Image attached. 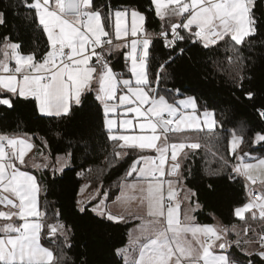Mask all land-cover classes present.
Returning a JSON list of instances; mask_svg holds the SVG:
<instances>
[{
  "label": "snow or ice",
  "instance_id": "obj_1",
  "mask_svg": "<svg viewBox=\"0 0 264 264\" xmlns=\"http://www.w3.org/2000/svg\"><path fill=\"white\" fill-rule=\"evenodd\" d=\"M22 4L46 36L47 46L42 53H25L11 36L0 39V108L14 111L25 101L34 104L41 116L71 119L90 96L94 98L113 160L131 163L115 194L101 182L89 199H77L76 204L81 213L91 204L93 213L111 222L140 220L138 235L130 242L131 253L137 255L129 260V249L117 250L124 254L125 264H244L228 251L233 246L247 264H257L255 257L264 264V159L245 162V157L251 158L242 147L245 137L231 132L226 155L218 147L212 154L222 168L235 174L229 179L246 181L247 200L233 210L245 225L243 235L236 225L197 223L189 213L202 205L198 193L186 184L191 175L188 162L202 147L219 145L216 130L223 124L214 110L201 108L196 97L178 98L180 89L161 88L175 56L169 54L155 72L151 56L156 38L178 56L185 52L181 43L207 50L223 45L228 62L237 67L234 79L242 83L244 49H251L253 38L264 28L255 12L256 0H150L144 12L97 7L95 0H22ZM149 12L160 21L158 34L147 27ZM4 23L5 13L0 11V25ZM116 51L124 56L127 72L112 67L110 58ZM253 97L254 93H246L247 99ZM258 114L264 119V109ZM252 143L264 145V132H257ZM42 146L47 148L46 140ZM34 148L27 133L0 132V264H67L60 241L71 248L72 230L58 210L50 215L49 207L42 206L40 194L46 189L27 169L31 160L33 168L62 171L71 153L49 163L51 157L41 151L43 162L37 163L29 156ZM90 187L91 181L78 195ZM108 201L121 211L114 212ZM53 218L55 222L49 223ZM249 218L262 222L259 229L248 223ZM232 234L235 240L229 239ZM42 239L61 249L60 254Z\"/></svg>",
  "mask_w": 264,
  "mask_h": 264
},
{
  "label": "trees",
  "instance_id": "obj_2",
  "mask_svg": "<svg viewBox=\"0 0 264 264\" xmlns=\"http://www.w3.org/2000/svg\"><path fill=\"white\" fill-rule=\"evenodd\" d=\"M95 3L97 7L137 8L144 12L150 0H95ZM0 11L5 13V23L0 25V39L5 35L11 36L14 42L22 45L25 53H42L45 50L46 36L37 24L31 22V14L23 7L22 0H0ZM255 12L264 21V0H256ZM147 16L149 31L158 34L160 21L151 12ZM180 47L185 48L183 56L170 52L160 39H154L151 50L153 72L167 60L169 54L176 57L175 62L167 68L168 76L161 88H178L180 97H196L201 108L206 106L214 110L216 119L223 124V129L216 130V135L220 137L219 145H208L206 139H201V143L208 147L197 150L196 156L188 162L191 175L186 184L198 193L202 205L195 214L197 222L212 224L218 219L221 225L244 228V223L234 217L233 210L247 200L246 182L242 178L235 181L229 179L231 169L222 168L212 153L218 147L220 154L226 155L230 133L235 131L245 137L242 146L244 152L257 158L264 157V145L252 143L257 132H264V119L258 114L259 109H264V28L253 38L251 49H244L247 59L241 72L244 79L239 84L234 79L237 67L228 62L223 45L214 50L191 43H181ZM110 61L116 72H127L121 52H114ZM247 92L254 93L253 99L246 98ZM0 132L27 133L35 144V152L43 151L51 157L49 163H53L60 154L71 153L70 167L61 172H54L49 167L38 175L40 184L46 189L40 194L42 206L49 207L50 215L52 210H58L62 222L72 230L71 248H64L63 241H60L67 264H125L117 250L127 244L130 228L135 222L108 221L93 213L91 204L87 205L89 211L81 213L76 204L81 187L89 181L95 187L103 182L104 189L115 194L116 184L131 163V160L127 163L113 160L103 114L94 98L90 96L87 104L75 110L71 119L41 116L35 111L34 104L25 101L18 103L14 111L0 108ZM42 140L47 141L46 149L42 146ZM217 170L218 174H214ZM246 217H250V214ZM48 222L53 223L55 219ZM248 223L259 229L262 222L249 218ZM235 238L234 234L229 236L230 240ZM43 242L54 253L60 254L61 249L44 239ZM228 251L234 258L247 264V258L235 246ZM254 259L258 264L259 258Z\"/></svg>",
  "mask_w": 264,
  "mask_h": 264
},
{
  "label": "crops",
  "instance_id": "obj_3",
  "mask_svg": "<svg viewBox=\"0 0 264 264\" xmlns=\"http://www.w3.org/2000/svg\"><path fill=\"white\" fill-rule=\"evenodd\" d=\"M116 52H118V51H116ZM184 97H186V96H184ZM184 97H180V98H184ZM192 135H194V133H193ZM33 153H35V148L32 150L31 153H29V156H30V157H34V158H35V161H36L37 163H41V161L38 160V158L35 157V156L33 155ZM26 159H28V158L26 157ZM39 159H41L40 156H39ZM42 162H43V161H42ZM31 164H32V161L29 160V166H28V169H27V170H29L32 174H34V175L37 177L38 181L40 182L38 175H39V173H40L41 171H43L44 169H43V168H41V169L33 168V167H31ZM92 187H94V186L91 185V187H90V189H89L90 191H91V188H92ZM94 188H95V187H94ZM96 188H97V187H96ZM89 193H90V192H87L86 195H89ZM108 204H109L110 207H112V210H113L114 212H120V211H121V209L116 208V207H113V206L111 205V201H108ZM200 205H201V204H200ZM185 207H186V205H182V209L185 208ZM132 208H133V210H135V204H133ZM197 211H198V210H197ZM197 211H196V212H197ZM196 212H192V213H189V214L192 215V216H194L195 219H196V215H195ZM182 215H183V212H182ZM257 215H258V212H257ZM246 216H247V214H246ZM196 222H197V219H196ZM197 223H199V222H197ZM199 224H201V223H199ZM138 225H139V224H137V225L134 224V225L130 228V233H129V239H128V242H127V244H126L123 248H121V249H129V252H130V254H129V260H131L134 256L137 255V253H131V244H130V242H131L133 239H135V237L131 235V230H132L134 227L138 226ZM209 225H221V223H220V221H219L218 219H215L214 223L209 224ZM234 240H235V239H234ZM42 243L44 244L43 239H42ZM44 245H45V244H44ZM45 246H46V245H45ZM121 255H122L123 260H124V262H125V256H124V254H121Z\"/></svg>",
  "mask_w": 264,
  "mask_h": 264
},
{
  "label": "rangeland",
  "instance_id": "obj_4",
  "mask_svg": "<svg viewBox=\"0 0 264 264\" xmlns=\"http://www.w3.org/2000/svg\"><path fill=\"white\" fill-rule=\"evenodd\" d=\"M33 155H34L35 157H37L38 160H40L41 163H42V160L39 159V155H38L37 152L33 153ZM58 156H59V157H64L65 154H60V155H58ZM260 159H264V157H262V158H257L256 156L251 155V158H249V157H245V162H250V163H254V164H255V163H257L258 160H260ZM70 166H71V160H69L67 166L64 167L63 170L66 169V168H68V167H70ZM63 170H62V171H63ZM59 172H61V171H59ZM242 179H243V178H242ZM243 180H244V179H243ZM244 181H245V180H244ZM245 182H246V181H245ZM86 184H88V183H84L83 185H86ZM94 187H95V186H94ZM94 187L91 188V191L89 190L90 188H88V189L84 192L83 196H79L78 199H83V200H87V199H89L90 196L93 194L94 190L96 189V187H95V188H94ZM80 190H81V189H80ZM87 192H90L89 195H86ZM128 220H132V221H134V222H135L134 224H136V225H137V224H140V220H138V219H128ZM259 221H260V220H259ZM260 222H261V221H260ZM136 229H137V226L134 227V228L131 230V235L134 236V237H136V236L138 235V232L136 231ZM242 229H243V228H237V230L241 232V235H243ZM235 239H236V238H235ZM249 251H252V249L249 248Z\"/></svg>",
  "mask_w": 264,
  "mask_h": 264
},
{
  "label": "built area",
  "instance_id": "obj_5",
  "mask_svg": "<svg viewBox=\"0 0 264 264\" xmlns=\"http://www.w3.org/2000/svg\"><path fill=\"white\" fill-rule=\"evenodd\" d=\"M119 73V72H118ZM235 175L234 173H232L231 171L229 172V176ZM239 179V178H237Z\"/></svg>",
  "mask_w": 264,
  "mask_h": 264
}]
</instances>
